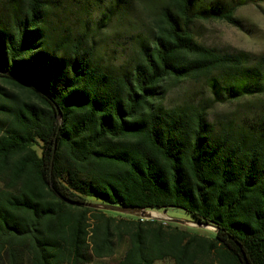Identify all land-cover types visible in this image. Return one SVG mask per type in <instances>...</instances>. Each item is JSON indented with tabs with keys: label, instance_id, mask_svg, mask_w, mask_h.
I'll return each mask as SVG.
<instances>
[{
	"label": "trees",
	"instance_id": "16d2710c",
	"mask_svg": "<svg viewBox=\"0 0 264 264\" xmlns=\"http://www.w3.org/2000/svg\"><path fill=\"white\" fill-rule=\"evenodd\" d=\"M260 3L162 0L143 33L132 0L0 1V264H91L123 244L118 264H264V53L193 30L245 29L237 10Z\"/></svg>",
	"mask_w": 264,
	"mask_h": 264
},
{
	"label": "rangeland",
	"instance_id": "374dc122",
	"mask_svg": "<svg viewBox=\"0 0 264 264\" xmlns=\"http://www.w3.org/2000/svg\"><path fill=\"white\" fill-rule=\"evenodd\" d=\"M3 1V0H0ZM162 0H132L133 2V20L138 22L140 30L145 33L149 30V27L154 19V14L147 7L155 6ZM75 11V6H68L65 11L57 13L55 17H52L54 21L63 20L66 21V17L72 15ZM72 12V13H71ZM135 14V15H134ZM236 15L244 20L246 23L245 29H240L225 21L219 20H199L194 24L193 30L197 39L211 47L218 50H243L253 54L264 53V3L258 5L250 4L241 7L237 10ZM73 16V15H72ZM59 23V22H57ZM105 33L100 36L101 43L105 39L107 33L112 30L105 29ZM238 108L236 103H229L227 105H218L214 109V113L233 112ZM105 210L108 215L115 217H122L127 219H145V220H159L165 224H179L183 228L198 230V232L205 236H212L215 233V228L212 226H202L191 222L189 216L180 209L170 208L168 210L161 211H148L149 214L154 212L160 213V216L151 218L148 217V213L136 211H115L108 208H101ZM126 251V245L123 244L117 247V252L113 256L109 257H93L91 264H118L122 259ZM154 264H175L171 258L158 260Z\"/></svg>",
	"mask_w": 264,
	"mask_h": 264
},
{
	"label": "water",
	"instance_id": "95a60500",
	"mask_svg": "<svg viewBox=\"0 0 264 264\" xmlns=\"http://www.w3.org/2000/svg\"><path fill=\"white\" fill-rule=\"evenodd\" d=\"M105 208H108V209H112V210H115V211H131L130 209L128 208H122V207H118V206H110V205H107V206H103ZM143 214H146L148 213V211H141ZM148 217L151 218L152 215L148 213ZM200 225V224H198ZM206 226V225H204Z\"/></svg>",
	"mask_w": 264,
	"mask_h": 264
},
{
	"label": "bare ground",
	"instance_id": "6f19581e",
	"mask_svg": "<svg viewBox=\"0 0 264 264\" xmlns=\"http://www.w3.org/2000/svg\"><path fill=\"white\" fill-rule=\"evenodd\" d=\"M151 215L154 216V217H158V216H160V213L154 212V213L151 214Z\"/></svg>",
	"mask_w": 264,
	"mask_h": 264
}]
</instances>
